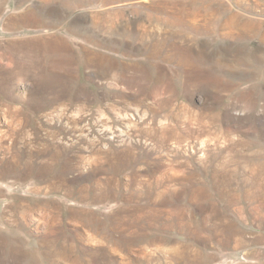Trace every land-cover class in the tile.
Instances as JSON below:
<instances>
[{
	"label": "rangeland",
	"instance_id": "1",
	"mask_svg": "<svg viewBox=\"0 0 264 264\" xmlns=\"http://www.w3.org/2000/svg\"><path fill=\"white\" fill-rule=\"evenodd\" d=\"M0 264H264V0H0Z\"/></svg>",
	"mask_w": 264,
	"mask_h": 264
}]
</instances>
